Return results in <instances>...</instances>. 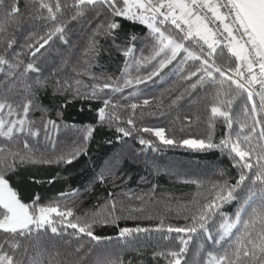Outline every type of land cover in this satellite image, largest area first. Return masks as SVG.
I'll use <instances>...</instances> for the list:
<instances>
[{"label": "snow or ice", "instance_id": "1", "mask_svg": "<svg viewBox=\"0 0 264 264\" xmlns=\"http://www.w3.org/2000/svg\"><path fill=\"white\" fill-rule=\"evenodd\" d=\"M0 13V138L5 141L0 143V264H88L90 256L91 264H131L125 252L139 254L145 248L164 264H264V0H24L23 5L0 0ZM136 26L146 35L130 31ZM9 29L21 30L20 36ZM20 40L28 60L15 51ZM113 52L123 57L119 77L92 71L102 53ZM170 72H180L188 86L174 94L167 109L186 104L202 111L203 118L175 119L184 125L181 133L203 123L204 134L178 138L174 130L138 126L146 115L165 116L166 111L145 112L150 99L127 101L139 98L140 85L163 80ZM85 77L92 83H85ZM49 88L66 100L71 96L103 105L96 109L95 125H63L81 133L67 151H57L61 124L39 102L38 94ZM115 94L121 95L114 99ZM118 109L129 115L121 119ZM37 111L42 127L32 118ZM56 115L63 117L62 112ZM217 121L224 125L218 140ZM97 126L115 128L117 141L137 139L140 155L173 147L218 151L229 158L236 177L233 181L221 170L215 181L185 180L197 191L175 208L182 224L157 214L155 185L141 195L110 191L103 202L78 207L75 198L90 195L98 185L117 189L131 179L120 174L128 159L121 153L101 164L90 162L91 175L82 190L47 199L37 193L26 200L13 186L11 175L18 167L57 165L66 171L79 163ZM42 133L45 151L29 143L39 144ZM17 140L22 147L9 146ZM133 199L138 203L127 202ZM165 211H172L169 204ZM145 220L158 222L120 226L121 221ZM101 226H115L117 235H96ZM84 237L90 246L80 242ZM58 241L71 251L62 253Z\"/></svg>", "mask_w": 264, "mask_h": 264}, {"label": "trees", "instance_id": "2", "mask_svg": "<svg viewBox=\"0 0 264 264\" xmlns=\"http://www.w3.org/2000/svg\"><path fill=\"white\" fill-rule=\"evenodd\" d=\"M24 0H21L23 5ZM2 15V13H0ZM15 31L17 36H20V31L17 29H9ZM130 31L135 32L140 36L146 35V30L141 26L130 28ZM20 47H16L15 51L21 53V58L28 60V54L23 49V40H20ZM55 47V46H54ZM139 47V45H138ZM147 49L144 50L143 55L147 56ZM139 55V53H138ZM220 59L227 60V56H223ZM192 62H189L191 65ZM123 65V57L116 52L108 55L106 53L101 54L99 66L92 69L97 75L106 74L116 78L120 75V69ZM194 67V66H193ZM191 70V69H189ZM167 71V70H165ZM47 76L49 73L44 72ZM85 83H92L87 77L84 78ZM188 85L181 81V73H169L163 80L155 78L153 81H149L146 84L139 86V98L132 102H142L143 99H150L151 104L147 106L144 111H156L158 108H163L166 111L165 116H145L143 124L138 121V126H152V127H164L167 132L171 133L175 131V135L178 138H185L188 135H202L206 132V127L203 123L199 126L193 125L190 129L186 128L185 132L181 133L180 128L184 125L181 120L185 115L200 114L203 118L204 113L197 108H189L186 104H181L174 110L169 111L167 105L170 103V99L180 91H183ZM4 85H0L2 89ZM129 90H125L123 95H127ZM105 95V98H107ZM121 94H115L114 99H118ZM203 95V92H201ZM39 102L45 108L48 109L47 116L53 120H56L58 124H61V129L57 139V151H67L73 146V142H78L81 133L75 129L63 127L64 124H75L78 126H84L97 123L96 109L103 106L99 100L85 101L81 99H72L71 96L53 95L52 90L49 88L46 91H41L38 94ZM18 99V98H17ZM122 104L124 100L120 101ZM67 104L66 107H61L63 104ZM202 107V105H201ZM118 113L121 119H125L129 112L127 109H118ZM140 110H137L139 113ZM62 112L63 117L60 118L56 114ZM41 113L35 112L32 118L36 120V124L42 127L40 121ZM179 116L181 120L175 118ZM126 126V125H121ZM224 133V125L222 121H217L215 136L218 140ZM118 134L115 128H107L97 126V131L94 133V138L89 144L87 156H82L79 163L74 164L71 167L57 166V165H24L17 168L15 174L11 175V182L27 200L39 193L42 198L55 197L59 192H67L72 188H81L87 182V177L91 175L88 168V164L95 163L101 164L103 160L111 158L116 153H121L128 159H124L121 164L120 174L125 178L131 176L130 180H127L126 184H120L119 188L113 189L110 185L97 186L95 191L87 196H81L75 198V202L81 209H89L93 204L103 202L107 198L110 191H120L121 189L129 195H141L149 193L153 185H155V197L156 203L152 206L156 210L158 215H164L168 223L182 224L184 221L177 218L175 208L177 204L187 203L191 200L194 193L197 191L196 185L191 183H185V180H200V181H215L220 178L219 173L223 170L227 178L234 181L236 177V170L232 167L229 158L218 152L211 151L207 153H197L185 148L173 147L167 148L161 152L147 151L143 155H140L141 145L135 138H125L122 141H117L116 136ZM145 138L150 137L149 134H144ZM113 141L109 144L107 141ZM0 143H5L0 138ZM29 143L38 147L40 151H45L43 133L40 138L39 144H36L32 139H29ZM10 147H22L19 140L9 145ZM50 152V149H48ZM135 152L136 157L132 156ZM155 163V167L153 166ZM57 177L56 181L52 184H48L47 181L52 177ZM144 179H141V178ZM43 181V183H36L35 181ZM130 190V191H129ZM128 203H138L134 199L127 201ZM165 204H169L172 211H165ZM230 206H226V210H229ZM158 222L152 221H121L120 226H134L136 223H142L143 225H152ZM118 229L115 226H101L95 229V234L100 236H116ZM86 246H90L91 241L89 238L84 237L82 241ZM58 247L64 254L71 251V248L64 245L62 241H58ZM76 241H73L75 246ZM99 248L112 249V245H101ZM152 248H145L141 253L126 251L124 259L131 261V264H164L162 258L154 259L152 256ZM92 257L88 258V264H91Z\"/></svg>", "mask_w": 264, "mask_h": 264}, {"label": "rangeland", "instance_id": "3", "mask_svg": "<svg viewBox=\"0 0 264 264\" xmlns=\"http://www.w3.org/2000/svg\"><path fill=\"white\" fill-rule=\"evenodd\" d=\"M146 52L148 53V54H147V56H148L150 53H149V51H148V50H147Z\"/></svg>", "mask_w": 264, "mask_h": 264}]
</instances>
